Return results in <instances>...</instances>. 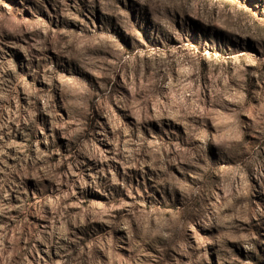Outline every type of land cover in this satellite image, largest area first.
<instances>
[{"label": "rangeland", "instance_id": "rangeland-1", "mask_svg": "<svg viewBox=\"0 0 264 264\" xmlns=\"http://www.w3.org/2000/svg\"><path fill=\"white\" fill-rule=\"evenodd\" d=\"M0 264H264V0H0Z\"/></svg>", "mask_w": 264, "mask_h": 264}]
</instances>
